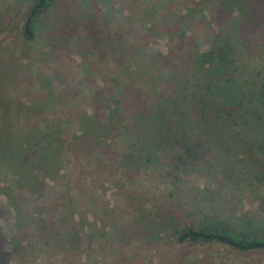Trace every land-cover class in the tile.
<instances>
[{
  "label": "rangeland",
  "instance_id": "374dc122",
  "mask_svg": "<svg viewBox=\"0 0 264 264\" xmlns=\"http://www.w3.org/2000/svg\"><path fill=\"white\" fill-rule=\"evenodd\" d=\"M34 1L0 0V122L16 144L46 128L54 152L0 164L6 264H264L176 240L216 219L264 226V0H51L27 42ZM208 51L216 65L195 69Z\"/></svg>",
  "mask_w": 264,
  "mask_h": 264
},
{
  "label": "trees",
  "instance_id": "16d2710c",
  "mask_svg": "<svg viewBox=\"0 0 264 264\" xmlns=\"http://www.w3.org/2000/svg\"><path fill=\"white\" fill-rule=\"evenodd\" d=\"M50 1L51 0H35L28 9L27 13L25 14V20L22 25L21 31L25 41L32 42L34 40L36 21L39 15L43 13L44 10L48 7ZM215 53L216 52L214 51H208L202 54H198L194 60L195 69L203 68L204 64L216 65L218 58L215 56ZM220 58H222V56H220ZM166 109L170 108L166 107ZM177 109L178 107H175L174 104V109L172 108V110ZM163 110L164 109L159 106L158 108H155L149 116L150 120L155 121V133H158L162 130L160 124L157 123V119L165 118ZM179 110L181 112H184L182 108H180ZM109 113L111 118L115 111L111 110ZM195 117L196 116L193 117V120ZM90 124H94V121H91L87 125H85V129L82 127L84 133L88 132V126ZM6 125V123L4 124V122H0V164L3 163L2 161H7V157H11L8 162L9 165L7 166L10 167L11 170H13L14 168L21 171L29 163L26 156L30 150H32V153H30L32 156L36 154V156L41 159L40 162L42 165L50 164L48 156H51L54 152V142L51 135L47 132L46 128H37L36 133L32 134L28 139L24 138L25 143H20V139L19 144H16L15 142H12L10 140L11 137L8 136L9 133ZM167 125L170 126L169 123ZM189 125L190 122L185 124L178 123L177 125L173 126V132H178L176 135L181 134L182 137L187 136ZM183 139H186V137H184ZM41 142L43 143V145ZM38 151L41 154H39ZM182 151L183 159L186 161L199 162L205 157L204 145L201 141L198 140H189L185 147H183ZM30 154L28 156H30ZM260 224L264 225V218L261 219ZM176 240L180 244L189 243L206 245L216 243L229 247L236 252L264 250V226L253 228L252 224L250 222H247L246 226L234 227L229 222L216 219L201 222L196 225H186L181 229H178L176 231ZM7 244L8 241L3 235L0 226V264H6L4 256L6 254L5 246Z\"/></svg>",
  "mask_w": 264,
  "mask_h": 264
}]
</instances>
